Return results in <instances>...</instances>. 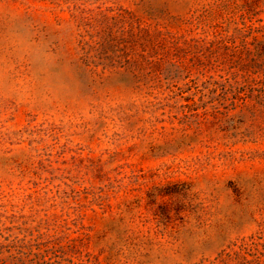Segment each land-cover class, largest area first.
Returning a JSON list of instances; mask_svg holds the SVG:
<instances>
[{
  "label": "rangeland",
  "instance_id": "obj_1",
  "mask_svg": "<svg viewBox=\"0 0 264 264\" xmlns=\"http://www.w3.org/2000/svg\"><path fill=\"white\" fill-rule=\"evenodd\" d=\"M0 264H264V0H0Z\"/></svg>",
  "mask_w": 264,
  "mask_h": 264
}]
</instances>
